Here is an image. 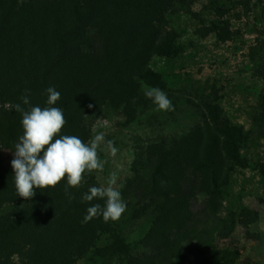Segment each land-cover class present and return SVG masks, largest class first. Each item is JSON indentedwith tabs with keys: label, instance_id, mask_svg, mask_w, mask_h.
<instances>
[{
	"label": "rangeland",
	"instance_id": "1",
	"mask_svg": "<svg viewBox=\"0 0 264 264\" xmlns=\"http://www.w3.org/2000/svg\"><path fill=\"white\" fill-rule=\"evenodd\" d=\"M165 17L162 30L174 33L183 50L170 56L150 55L146 61L156 77L138 75L140 62L123 54V38L109 50L99 47L93 54L86 48L92 53L76 50L67 57L75 81L67 92L71 103L82 97L78 112L84 119L70 132L76 135L86 128L85 143L103 132L105 142L113 141L118 149L112 157L102 144L98 156L104 170L92 174L106 186L109 174L117 172L127 207L111 225L135 250L143 251L141 240L156 218L152 200L139 195L146 189L156 157L152 146L183 137L191 142L192 152L194 142L198 148L207 142L213 145L216 138L209 110L218 112L240 129L236 138L239 161L223 169L228 182L215 197L206 201L200 194L196 199L192 209L200 217L196 222L199 234L189 239L182 254L171 257L170 264H206L217 248L238 251L233 264H264V176L260 171L264 163V0H173ZM112 26L113 21L107 20L98 29L113 31ZM152 88L166 93L173 111L157 110L145 96ZM32 94L47 98L46 88ZM11 111L10 99L0 95V128ZM14 151L0 141V171L12 168ZM217 154L212 150L214 158ZM211 201L217 209L210 206ZM12 206L5 203L0 213ZM205 209L207 215L202 212ZM176 233V229L171 231L170 241ZM110 242L108 233L101 234L74 264L112 263L114 256L99 252Z\"/></svg>",
	"mask_w": 264,
	"mask_h": 264
},
{
	"label": "trees",
	"instance_id": "2",
	"mask_svg": "<svg viewBox=\"0 0 264 264\" xmlns=\"http://www.w3.org/2000/svg\"><path fill=\"white\" fill-rule=\"evenodd\" d=\"M172 1L0 0V95L8 97L12 106L20 103L26 110L29 105H23L21 97L29 95L30 106L43 108L47 98L32 92L55 86L60 99L53 106L63 110L66 120L61 134L74 135L71 128L84 119L78 112L82 97L71 103L67 92L75 85L67 57L76 50L88 55L90 50L96 54L99 47L109 50L113 42L123 38V54L140 62L138 75L151 73L156 77L148 66V57L155 53L170 56L183 50L174 33L162 30ZM107 20L111 24L113 21L114 30L98 29ZM209 111L216 138L213 145L207 142L198 148L194 142L192 152L191 142L183 137L152 146L156 157L146 189L139 195L152 200L156 218L141 240L143 251L135 250L111 221L105 223L97 217L82 223L91 204H104L103 200L82 202V195L90 187L102 186L93 174H85L81 187L70 188L68 193L64 191V179L54 188L35 189V195L25 200L16 194L13 169L0 171V208L13 203L9 211L0 213V264H74L103 233L110 235L111 242L99 252L115 257L110 264H170L171 257L182 254L189 239L199 234L196 222L200 217L192 209L196 199L200 194L206 201L215 197L221 185L228 182V172L223 169L229 162L239 161L236 138L241 135L240 129L215 110ZM21 120L22 114L13 107L5 114L0 128V141L5 146L15 149L23 133ZM87 132L83 128L75 136L85 141ZM212 150L218 151L216 158ZM260 171L264 176V163ZM69 195L74 197L71 201ZM210 203L217 209L214 202ZM207 210L203 214L207 215ZM173 229L177 233L170 241ZM238 257L235 249L217 248L206 264H233Z\"/></svg>",
	"mask_w": 264,
	"mask_h": 264
},
{
	"label": "clouds",
	"instance_id": "3",
	"mask_svg": "<svg viewBox=\"0 0 264 264\" xmlns=\"http://www.w3.org/2000/svg\"><path fill=\"white\" fill-rule=\"evenodd\" d=\"M46 93V107L30 106L29 95L21 97L23 105H29L27 110L20 103L12 106L22 114L23 133L12 152L11 167L16 194L25 200L35 195V189L54 188L64 179L66 193L70 188H80L85 174L103 172L104 162L98 156L102 144L112 157L118 152L113 141L105 142L103 132H97L88 143L75 135H62L66 124L63 110L53 106L60 99V93L51 86ZM145 96L153 101L157 110H174L166 93L159 88L146 90ZM122 186L118 185V174L113 171L107 178L106 186L90 187L82 195V202L103 200L104 204H91L82 223L97 217H102L105 223L119 220L127 207L121 196ZM73 198L69 195L70 201Z\"/></svg>",
	"mask_w": 264,
	"mask_h": 264
}]
</instances>
